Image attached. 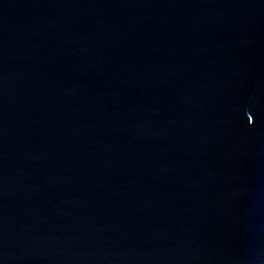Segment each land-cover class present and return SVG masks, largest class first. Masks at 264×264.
<instances>
[{"label":"water","instance_id":"1","mask_svg":"<svg viewBox=\"0 0 264 264\" xmlns=\"http://www.w3.org/2000/svg\"><path fill=\"white\" fill-rule=\"evenodd\" d=\"M0 264H264V0H0Z\"/></svg>","mask_w":264,"mask_h":264},{"label":"snow or ice","instance_id":"2","mask_svg":"<svg viewBox=\"0 0 264 264\" xmlns=\"http://www.w3.org/2000/svg\"><path fill=\"white\" fill-rule=\"evenodd\" d=\"M249 119H251V118H249Z\"/></svg>","mask_w":264,"mask_h":264}]
</instances>
